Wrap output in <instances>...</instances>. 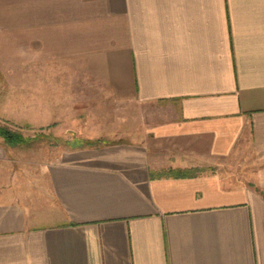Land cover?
Masks as SVG:
<instances>
[{"label":"crops","instance_id":"0c3cea01","mask_svg":"<svg viewBox=\"0 0 264 264\" xmlns=\"http://www.w3.org/2000/svg\"><path fill=\"white\" fill-rule=\"evenodd\" d=\"M20 9L21 37L36 42L37 126L54 134L65 88L91 142L75 136L78 149L31 170L0 144V264H264V0ZM11 35L12 0H0V92L28 87L12 80ZM60 36L67 72L91 75L84 92L54 75ZM11 99L0 95L1 120ZM229 157L242 176L208 170Z\"/></svg>","mask_w":264,"mask_h":264},{"label":"rangeland","instance_id":"374dc122","mask_svg":"<svg viewBox=\"0 0 264 264\" xmlns=\"http://www.w3.org/2000/svg\"><path fill=\"white\" fill-rule=\"evenodd\" d=\"M20 16V0H12L11 45L13 57L11 76L13 81H26L28 87L26 89L1 88V96L4 98L7 97V99L12 98L11 104L7 106L12 111L13 119L7 121L0 119V126L17 131L25 138H32L33 136L36 137L34 141L29 140L25 144L16 146L8 145L0 137V144L9 150L11 157L14 158L17 166L31 170L39 168L41 165H46L55 159H59L63 152L78 149L70 148L72 145L70 142L74 140L75 136H78L75 138L78 143H81L82 141L81 145H83V143L85 145L86 143L91 142V139L84 138V136L79 137V135H83L81 132L85 129L84 124H90L92 121H89V117L83 113L84 105L74 106L67 103L63 104L66 101L68 92L67 89L61 88V115L59 124L55 128L54 134L52 131H48L46 127L41 129L37 126V111L36 104L34 103L35 98L37 97V89H35L34 85L35 81L39 79L38 77L40 73L37 72L38 69L35 57L36 42L34 40L31 42H26L25 40L23 41L20 34ZM78 37L79 36L77 34V41ZM60 41L61 56L58 58V73H54V75L58 76L61 82H68L69 80H72L73 84L76 86V91L84 92L83 87L85 82L87 79H91V75L90 73H84L83 71L75 73L67 72L71 62L68 61V57L62 56L66 54L67 50L66 41L62 36H60ZM20 54L23 55L20 56ZM72 65H74L77 70H82L84 65H86L84 56H76L72 61ZM91 91L93 90H86L87 93H91ZM72 107L76 109H73ZM129 110L130 109H128V112H130ZM119 123H121V121H119ZM107 124H110V122H107ZM112 131L113 133L117 131L116 134L118 136L116 137L121 136L126 138L124 134L131 133V127L126 128L123 126L122 128H114ZM79 138H81L80 142ZM243 162L244 161L242 159L235 157H229L217 161L215 160L212 163L213 165H209L208 170L219 172L222 175L237 173L242 176V173L245 170Z\"/></svg>","mask_w":264,"mask_h":264},{"label":"trees","instance_id":"16d2710c","mask_svg":"<svg viewBox=\"0 0 264 264\" xmlns=\"http://www.w3.org/2000/svg\"><path fill=\"white\" fill-rule=\"evenodd\" d=\"M0 137L4 140L5 143L11 146L22 145L27 143L29 140L34 141L36 136L32 138H25L21 133L17 131L10 130L7 127L0 126ZM171 175L175 176H187V173L184 172H169Z\"/></svg>","mask_w":264,"mask_h":264}]
</instances>
